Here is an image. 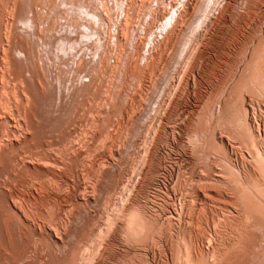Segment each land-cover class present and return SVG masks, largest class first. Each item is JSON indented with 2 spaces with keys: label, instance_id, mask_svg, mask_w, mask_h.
<instances>
[{
  "label": "bare ground",
  "instance_id": "bare-ground-1",
  "mask_svg": "<svg viewBox=\"0 0 264 264\" xmlns=\"http://www.w3.org/2000/svg\"><path fill=\"white\" fill-rule=\"evenodd\" d=\"M148 14L166 37L143 35L128 83ZM248 15L239 69L204 95L209 47ZM263 21L264 0H0V264L264 262ZM192 128L213 164L186 158Z\"/></svg>",
  "mask_w": 264,
  "mask_h": 264
},
{
  "label": "rangeland",
  "instance_id": "rangeland-1",
  "mask_svg": "<svg viewBox=\"0 0 264 264\" xmlns=\"http://www.w3.org/2000/svg\"><path fill=\"white\" fill-rule=\"evenodd\" d=\"M67 1L70 2L72 0H67ZM85 1H87V0H85ZM189 1L190 0H186L187 3ZM77 6H80V5L77 3ZM180 9H182V7ZM83 11H85V10H83ZM242 11H243V9L241 10V12ZM251 14L256 16L259 13H255V14L251 13ZM249 17L250 16L248 15V16L245 17V21H240L239 22L238 21V17L235 16V20L236 21L233 22V24L235 25V28L237 29L238 33H235V32L228 33L227 32L228 34L224 33L226 35L219 34V37H221V38L219 40H217V42L215 44H213V46L209 47V50L211 51V55L212 56L210 55L209 57L206 58L205 61H203V65L200 67V69L198 70V73H197V77L199 78L201 83H203L202 84L203 85L202 86V91H203L204 95L209 93V92H211L212 90H215L217 87H219L221 82L224 81L225 78L228 80L230 78L231 74H229V75H227V74L229 72H232L233 70H235L236 69L235 67H237L239 69L240 65L238 64L237 61L240 60L241 55H239L238 58L236 59L235 55L233 54L234 53V49L233 48H234L235 44L237 46H239V44H240V46H242L245 43V41L247 40V37L244 36V34H245L246 30L249 28V25L252 24V21L249 20ZM148 18H149V20H146L145 24L136 23V25L135 24L132 25L133 26L132 28L136 29L134 31V33H133L134 46L131 47L128 50V52H123V55H122V58H121L120 72L122 71L125 74H127V75L122 76V78L123 79L125 78V81L128 80V83H131V80L129 78V73L131 72V66H132L134 58L139 53H142V47H143V52H147L149 50V46H148V42H147L148 40L143 35H146V33H149L148 29H150V35L152 37H156V38H158V40H160L162 42L164 41V39L166 37V31H165L164 22L162 20H151V16L149 14H148ZM171 21H172V19L169 20L168 23H170ZM151 22H152V24H151ZM257 22H259V20H257ZM263 23H264V21H263ZM196 27L197 26L194 25L192 27V29L194 30V29H196ZM139 30L141 31V34H139V32H138ZM143 30H144L145 33H143ZM116 31H117V29H116ZM1 32L2 31H0V43H1V39H2ZM3 33H4V31H3ZM238 35H240V37H241L240 41H236V38L238 37ZM88 36H90V38H92L94 36V32H93V35L88 34ZM187 37L188 38L181 36V38L179 40V42L180 41L182 42L183 40H186L187 44L184 45V47L182 46V48H181L182 51L180 52L178 61L181 60L182 56L184 55V53L188 49L189 43L191 41H193V39H194L193 34H191V32H190V34ZM140 38H143L144 41L147 42L145 44L143 43L141 47L137 46L138 45L137 42L140 41ZM95 45L98 46L97 41H94V43H91V49H90L91 53H94ZM74 48L76 49V47H74ZM0 50H1V48H0ZM98 50L96 51L95 55H97ZM228 52H230V53L228 54ZM0 58H1V56H0ZM127 62H128V65H127ZM242 63H243V61H242ZM242 63H241V65H242ZM203 67H204V69H203ZM174 69H176V68L174 67ZM243 81H244V79H242V82H241L242 86H243ZM249 90L250 89H249V86H248V90L246 91V93H248ZM120 92H122V86H121V88L120 87L118 88V93H120ZM142 103H143V99L141 101V105H142ZM143 104H146V102L144 101ZM50 105H51L50 101L46 102V108H48ZM105 108L107 109V106H105ZM103 116H104V114H103ZM104 118H106V117H104ZM221 121H219V126L221 125L220 127L226 128L228 126H231L230 122H227L228 121L227 119L222 122V124H224V125L221 124ZM66 124H67V127L65 128ZM211 125L212 126L216 125V122L212 123ZM71 128H73V122L71 120H67L66 122L62 123V126H61V130L62 131L60 129H58V131L57 130H55V131L51 130V131L47 132L46 134H44L43 136H45V137L49 136L48 137L49 141H51V140L53 141V139L57 140L59 136H64L65 135L64 133L67 132L68 129L71 130ZM186 134H187V136H186ZM186 134L184 135V138L186 137L184 139V141L187 142V143L186 142L185 143L187 144L188 148L190 149V153H188V154L186 153V155H185L186 158L187 159L191 158L190 160H192L193 157H194L195 164H196V166H199V167H201V166L204 167V165L207 166V165L213 164L212 153H208L209 148L206 146V143H204V141L202 143L203 138H201L200 136H197V135L195 137L193 128L190 129L189 132H187ZM197 137H198V139H197ZM51 138H53V139H51ZM190 138H192V139L195 138V139H193V141L190 140V142L191 141L194 142V140H199V142L195 141L194 144L191 143L192 144V146H191V144L189 142ZM200 142L203 144L202 146H204V147L201 148V146H200L201 143ZM196 143L199 146H197ZM15 148L16 147H12V146L9 148V151H11V152H9L10 153V154H8L9 156H6V157L3 158V160L6 159L4 163H7L9 165H13V161L11 160V158H12L11 156H14V155L18 154L17 151L21 150V148L20 149H17V148L15 149ZM198 149H200L201 151L198 150ZM22 150H25V147H23ZM204 150H205V152H204ZM209 152H211V151H209ZM12 154H14V155H12ZM207 155L211 156L210 160H207L209 158ZM204 158H207V159H204ZM206 160L209 161V162L206 163ZM187 170L189 171V168ZM90 211H92V213H97L98 209H91ZM198 213H197V215H198ZM197 215H196V212H195L193 217L195 218V216H196V218H195L196 219V222H195L196 224H192L191 225L192 228L194 227L193 225H195L194 228H196L197 223L199 222V220H200V222H202L201 218L203 217V215L199 214V215H202L200 217L197 216ZM198 217L200 218L199 220L197 219ZM83 222H84V216L81 215L78 218V226L82 225ZM201 224H200V226H201ZM200 226H197V228H196V230L198 232L201 231L202 227L200 228ZM85 236H86V234H83V232L81 234H77L76 235L77 241L78 240L81 241V239H84ZM256 242L258 243V247L262 246V244L259 242V240H256ZM74 246L75 245H73V247ZM253 257L254 256H251L250 258H253ZM38 263L42 264V261H39ZM61 264H63V263H61ZM64 264H65V262H64ZM134 264H139V263L135 262ZM258 264H264V262L263 261H261V262L259 261Z\"/></svg>",
  "mask_w": 264,
  "mask_h": 264
}]
</instances>
